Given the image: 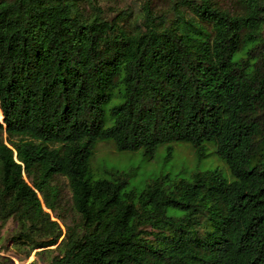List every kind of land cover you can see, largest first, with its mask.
<instances>
[{"label": "trees", "instance_id": "16d2710c", "mask_svg": "<svg viewBox=\"0 0 264 264\" xmlns=\"http://www.w3.org/2000/svg\"><path fill=\"white\" fill-rule=\"evenodd\" d=\"M166 1L144 0L129 29L83 0H0V223L30 249L58 243L51 264H264V0ZM105 139L184 140L199 160L212 143L233 178L195 168L126 189L120 169L93 176ZM56 175L64 230L46 209Z\"/></svg>", "mask_w": 264, "mask_h": 264}, {"label": "rangeland", "instance_id": "374dc122", "mask_svg": "<svg viewBox=\"0 0 264 264\" xmlns=\"http://www.w3.org/2000/svg\"><path fill=\"white\" fill-rule=\"evenodd\" d=\"M144 0H83L81 2V11L84 16L90 15L95 5H98L105 12L107 17H112L119 13L117 21L125 28H133L134 24L141 15V4ZM155 2V0H154ZM224 6L229 8L231 4L235 5L234 0H220ZM158 6L167 8L166 0H156ZM93 5V7H92ZM192 11L186 9V15L192 16ZM208 29V28H207ZM209 30V29H208ZM110 100L107 102L108 108L120 99L121 85L117 83L109 90ZM107 120L109 116L106 117ZM6 140L5 131L0 136ZM170 149V153H169ZM207 154L200 160L191 143L184 140H173L161 143L156 146H143L135 150H120L115 146L111 139L97 141L91 156V169L94 177L109 176L103 172V167H114L127 172L128 184L126 189H134L140 192L150 178L161 174H167L169 177L181 176L190 177V173L195 168L211 169L218 168L228 179L233 176L222 157L215 151V146L208 143L206 146ZM31 180L30 177H27ZM59 188L62 199L56 210H50L52 218L57 219L62 229L66 224L72 222L73 211L70 207V187L68 180L62 175H56L53 179ZM41 196L40 193H38ZM169 213L175 212L172 207L168 208ZM16 223L12 217H9L3 223H0V260L5 264H51L54 255L59 252L58 243L30 249L26 244H20L13 239ZM42 249V250H41Z\"/></svg>", "mask_w": 264, "mask_h": 264}]
</instances>
